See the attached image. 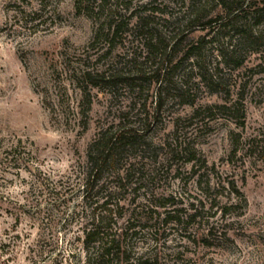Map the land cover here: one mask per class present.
Here are the masks:
<instances>
[{
	"label": "rangeland",
	"instance_id": "obj_1",
	"mask_svg": "<svg viewBox=\"0 0 264 264\" xmlns=\"http://www.w3.org/2000/svg\"><path fill=\"white\" fill-rule=\"evenodd\" d=\"M188 3L0 0V264H87L96 224L117 264H264V39L224 62L232 24L186 29ZM142 18L181 40L169 85ZM203 36L201 59H181ZM123 128L137 145L88 179L91 141Z\"/></svg>",
	"mask_w": 264,
	"mask_h": 264
},
{
	"label": "trees",
	"instance_id": "obj_2",
	"mask_svg": "<svg viewBox=\"0 0 264 264\" xmlns=\"http://www.w3.org/2000/svg\"><path fill=\"white\" fill-rule=\"evenodd\" d=\"M212 3V4H211ZM208 5L210 9H208ZM188 8L190 15L186 19L184 28H199L203 29L215 26L225 27L227 23L232 24L233 30L237 33L234 43L230 48H226L219 53V57L227 63L232 62L235 66L240 64L239 54L244 48L260 42L264 39V34L261 30L253 32L248 29L246 23L237 25L238 21H245L250 18L255 24H262L264 21V0H189ZM143 19V20H142ZM137 28L142 32L146 39L145 46L148 58L157 60L156 73L157 80L161 78L167 85L170 84L168 80L169 70L164 66L171 63L172 56L180 52L178 46L180 39L174 40L172 44H163L161 39L154 40L155 34L146 25V21L142 18ZM119 31V25H109L106 37L112 40ZM204 36L198 38L192 44H188L183 51L181 59L186 60L191 56H196L201 59V47L204 44ZM179 64V61L178 63ZM177 66V65H176ZM175 66V67H176ZM83 80H96L109 84L118 79L115 75H98L91 74L86 71L82 74ZM137 133L129 129H120L117 132L111 133L108 130L100 132L95 139L91 141L87 148V165L89 167L88 179L90 176L93 179H98L100 173L106 166L117 161L121 154L127 152L130 148L137 145ZM83 243L87 250L94 249L93 257L87 255L86 263L97 262L98 264H117L119 256L123 254L121 245L115 236L104 233L98 224L85 228L83 230ZM140 264H152L147 261Z\"/></svg>",
	"mask_w": 264,
	"mask_h": 264
}]
</instances>
